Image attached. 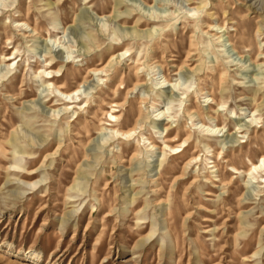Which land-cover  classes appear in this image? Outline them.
Masks as SVG:
<instances>
[{"label":"rangeland","instance_id":"obj_1","mask_svg":"<svg viewBox=\"0 0 264 264\" xmlns=\"http://www.w3.org/2000/svg\"><path fill=\"white\" fill-rule=\"evenodd\" d=\"M0 5V264H264V178L246 183L264 156V0ZM51 59L56 86H85L57 119L39 74ZM140 117L138 138H110Z\"/></svg>","mask_w":264,"mask_h":264},{"label":"bare ground","instance_id":"obj_2","mask_svg":"<svg viewBox=\"0 0 264 264\" xmlns=\"http://www.w3.org/2000/svg\"><path fill=\"white\" fill-rule=\"evenodd\" d=\"M0 2H1V0H0ZM1 6L2 5H0V8H1ZM16 27H23V28L25 27L23 29V31H25V32H33V33L36 34V32L33 29H31L27 24H19ZM214 36L216 37V35H214ZM221 38H222L221 36L220 37H217V40H219ZM16 54H17V52H15V53H13V54H11L9 56L2 55V64L6 65L5 66L6 69L4 68L6 70V76L9 73H11L12 70H14L16 68L15 65H14V62L11 63V61L17 60L18 55L15 56ZM122 55H123V53L120 54L117 57H114V56L111 57L110 60H109V63L107 65H105L103 68H100V69H92L90 71V74L91 75H95V76H100L101 74L104 75V73L107 72V69L113 66V64L115 63L114 61L120 60V58L122 57ZM47 58H48V56H46V59ZM45 62L48 65V67H50V68H47L44 71H41L39 73L40 76H41L40 77V80L41 79H44L46 81L45 82L46 89L48 91H52V93L55 95V98L57 99V104L58 103H61L62 105H60V106H64L65 107V108H58V110H53V109L49 108V110L53 112V115L52 116L55 119H57L58 116L63 112V114L61 116V118H63L65 115H67V113L72 108L70 106H73V104L78 103V101H80V99L82 101L83 95H81L80 92H81V88H83L85 86L80 85L78 88L74 89L71 92L64 91L59 86H56L53 83V81H52V80L56 79L58 76L61 75V74H59L60 73V70L57 71V72H52L51 70H49V69H52L56 65V64H54V59H51L50 63H48L47 60H45ZM1 71H2V69H1ZM0 77L2 78V76H0ZM164 79H165V83H166L165 86L166 85L167 86L169 85L168 88H170V91L174 93L175 92L176 85L175 84H171V81L170 80H167V78L164 77ZM165 86H161L160 89L165 88ZM84 94H86V93H84ZM212 102H214V101L212 100ZM57 104H55L54 106H56ZM219 111H220V109L216 112V114L217 113L219 114ZM193 114L197 116V119H198L197 126H200V123L201 122L203 123V120H204L201 112L194 111ZM170 116L171 115L167 116V113L165 112V110L164 111L161 110V111H159V114H157L154 117V119H153V122H154L156 128L158 127V124H160L159 121L164 120V123L166 122L165 123V128H163L162 131H161L162 133H164V132L169 133V131L174 127L173 124H172V121H174V120L173 119H169ZM110 118H111V122H115V121H118L120 119L119 117H117V116H115L113 114H111V117ZM142 120L143 119L141 117L138 118L137 121H136V124H135L136 126L134 128L129 129V130H125V131L122 130V131H120V130H116V129H114V130L113 129H109V133L111 135L110 138L111 139H116V140H121V141L122 140H124V141L135 140L136 138H138L139 135H141L142 128H143V125H142L143 124V121ZM107 125H110V123H108ZM248 126L250 128V124ZM202 127H204V129H205L206 126H205L204 123L202 124L201 128ZM224 129L225 128H222L220 125L217 124L213 128L207 129L208 132L206 133V136H208L209 138L210 137L211 138L212 137H215V136L219 135L220 133H222ZM240 129L241 128H239V130ZM100 131H104V128L101 129ZM244 132L245 131H242L240 133L244 134ZM144 140H146V142L149 144V147L150 148L152 147V150L154 148H158L156 146V144L152 143L151 140H149L148 138H145ZM190 140L191 139L186 138L185 141L182 144H180V146H173V145H170L169 146V145H167L165 143V147L163 149H160V150H162V152H161L162 153V156H164V159L161 161V165H163L164 162L167 161L169 155H177V154L183 153L185 151L186 147L190 145V142H191ZM172 141L175 142L176 140L174 139ZM180 148H184V149L181 150V151H178V149H180ZM167 152H169L168 153L169 155H167ZM221 153H223V152L220 151L218 154L221 155ZM198 161H199L198 158H193V159L189 160L186 163V166L184 167V173H183V175L178 176L179 178H177V181L176 182L177 183H181L182 181L186 180L189 177L188 170L190 169V167H193V166L197 165V162ZM212 163L214 165L212 167H210V168H217L216 163H214V162H212ZM252 166H253L252 170H250V172H248L246 174V177H249L250 178L249 181L246 182L248 184L249 183H253V181H251V180L254 179V178H256L255 177L256 175H254V174H257L258 176L260 175L261 178H264L263 175H262V173H264V169H263V167H264V156H262L259 159V162L255 163V164H252ZM233 170H235L236 173H239L240 172L235 167H234ZM13 171L16 172L17 170H13ZM218 171L219 170H217L216 172H218ZM193 182L196 183L197 182L196 179ZM257 183L258 184H263V183H261L259 181H257ZM261 189H262V187H261Z\"/></svg>","mask_w":264,"mask_h":264}]
</instances>
